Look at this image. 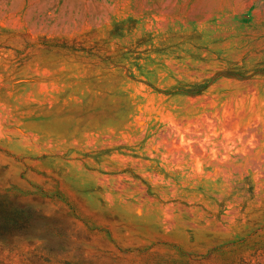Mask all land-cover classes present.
I'll return each mask as SVG.
<instances>
[{
    "label": "rangeland",
    "instance_id": "374dc122",
    "mask_svg": "<svg viewBox=\"0 0 264 264\" xmlns=\"http://www.w3.org/2000/svg\"><path fill=\"white\" fill-rule=\"evenodd\" d=\"M10 206L0 264H264V0H0Z\"/></svg>",
    "mask_w": 264,
    "mask_h": 264
},
{
    "label": "trees",
    "instance_id": "16d2710c",
    "mask_svg": "<svg viewBox=\"0 0 264 264\" xmlns=\"http://www.w3.org/2000/svg\"><path fill=\"white\" fill-rule=\"evenodd\" d=\"M3 212L5 215L0 217V234L4 235H17L23 233L28 227L31 214H34L29 209L11 208V206Z\"/></svg>",
    "mask_w": 264,
    "mask_h": 264
}]
</instances>
